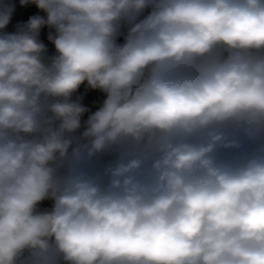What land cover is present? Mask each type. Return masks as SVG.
I'll return each mask as SVG.
<instances>
[{"label": "clouds", "instance_id": "obj_1", "mask_svg": "<svg viewBox=\"0 0 264 264\" xmlns=\"http://www.w3.org/2000/svg\"><path fill=\"white\" fill-rule=\"evenodd\" d=\"M0 264H264V0H0Z\"/></svg>", "mask_w": 264, "mask_h": 264}]
</instances>
